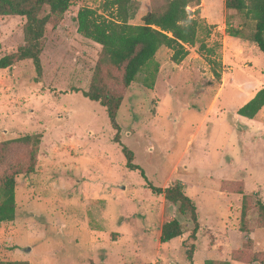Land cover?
<instances>
[{
    "label": "rangeland",
    "instance_id": "obj_1",
    "mask_svg": "<svg viewBox=\"0 0 264 264\" xmlns=\"http://www.w3.org/2000/svg\"><path fill=\"white\" fill-rule=\"evenodd\" d=\"M102 1L75 0L61 20L47 24L39 82L30 60L0 69V170L28 156L30 146L13 139L41 135L34 171L15 177V218L0 222V261L191 264L192 248V264H203L228 257L249 237L264 250V214L258 210V203L264 206V105L254 119L237 113L264 87V56L225 31L228 19L241 20L229 18L224 0H200L196 17L210 29L205 41L214 62L199 53L198 44L179 63L160 47L153 88L144 87L139 74L125 88L116 116L120 142L148 181L161 188L178 181L195 203V240L188 238V216L152 193L138 170L125 167L105 108L81 93L100 45L77 32L75 16L80 7L97 8ZM160 3L134 0L130 23H141ZM23 23L21 16H0V57L23 43ZM230 180L242 181L252 197L244 222L242 195L220 191ZM172 218L183 235L162 243L160 227ZM243 223L249 232L239 230Z\"/></svg>",
    "mask_w": 264,
    "mask_h": 264
},
{
    "label": "trees",
    "instance_id": "obj_2",
    "mask_svg": "<svg viewBox=\"0 0 264 264\" xmlns=\"http://www.w3.org/2000/svg\"><path fill=\"white\" fill-rule=\"evenodd\" d=\"M75 0H0V16L24 17L22 25L23 43L16 51L0 57V69H5L21 60H30L35 72L34 80L39 82L42 75L41 52L47 24L61 20L63 14ZM154 2V0H152ZM200 0H161L153 4L150 11L141 17V23H130L134 17V0H103L99 7H80L75 20L77 32L86 39L100 45L90 83L82 95L105 108L107 118L115 130L113 140L121 146L125 158V167L138 170L145 179L147 187L155 194L176 205L181 216H188L192 228L189 239L197 238L199 221L197 207L193 200L184 193L178 181L164 188L152 185L145 176L144 170L133 162V152L120 142L117 112L123 99L124 90L139 79L144 87L152 89L159 64L155 54L160 47L171 50V60L182 61L189 53L188 48L198 44L200 54L210 59L214 53L207 46L205 39L210 29L204 25L196 14ZM187 7L194 8L187 11ZM224 8L230 13L229 18L238 17L241 21L234 24L226 22L225 31L229 36L250 41L264 56V0H224ZM218 77L219 74L216 73ZM79 90L76 89V92ZM264 105V87L242 104L237 113L240 116L254 119ZM40 134L20 135L13 142L30 146L28 156L23 160L9 162L0 170V222L12 221L16 215L15 177L18 174H29L36 165V153ZM10 141V142H12ZM4 165L5 155L0 149V164ZM220 191H229L242 195L241 221L251 209L252 197L245 194L242 181H224ZM258 210L264 214V206L258 203ZM264 228V216L259 224ZM249 232L244 223L239 228ZM181 223L176 219L163 223L160 227L162 243L183 235ZM192 249V248H191ZM187 258L192 264V251ZM264 264V250L255 249L252 237L245 240L244 247L233 249L225 259L207 258L203 264ZM0 264H28L27 261H0Z\"/></svg>",
    "mask_w": 264,
    "mask_h": 264
},
{
    "label": "crops",
    "instance_id": "obj_3",
    "mask_svg": "<svg viewBox=\"0 0 264 264\" xmlns=\"http://www.w3.org/2000/svg\"><path fill=\"white\" fill-rule=\"evenodd\" d=\"M244 104V103H243ZM242 232V231H241ZM243 233V232H242ZM239 247H242V243L240 242V246ZM227 258V257H226ZM213 259H215V260H220V259H222V258H217V257H214ZM223 259H225V258H223Z\"/></svg>",
    "mask_w": 264,
    "mask_h": 264
}]
</instances>
